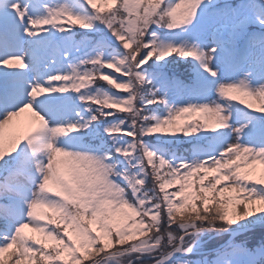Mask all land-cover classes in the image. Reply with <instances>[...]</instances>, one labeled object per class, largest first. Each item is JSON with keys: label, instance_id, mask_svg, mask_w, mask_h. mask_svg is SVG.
<instances>
[{"label": "snow or ice", "instance_id": "1", "mask_svg": "<svg viewBox=\"0 0 264 264\" xmlns=\"http://www.w3.org/2000/svg\"><path fill=\"white\" fill-rule=\"evenodd\" d=\"M0 264H264V0H0Z\"/></svg>", "mask_w": 264, "mask_h": 264}, {"label": "rangeland", "instance_id": "2", "mask_svg": "<svg viewBox=\"0 0 264 264\" xmlns=\"http://www.w3.org/2000/svg\"><path fill=\"white\" fill-rule=\"evenodd\" d=\"M26 115H27V114H22L21 117H20V119H21V120L25 119V118H26Z\"/></svg>", "mask_w": 264, "mask_h": 264}]
</instances>
